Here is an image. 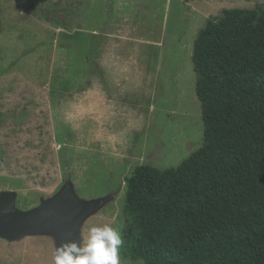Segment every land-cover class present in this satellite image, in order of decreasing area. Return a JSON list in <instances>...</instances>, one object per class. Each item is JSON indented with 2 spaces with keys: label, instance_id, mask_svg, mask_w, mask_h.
Here are the masks:
<instances>
[{
  "label": "rangeland",
  "instance_id": "obj_1",
  "mask_svg": "<svg viewBox=\"0 0 264 264\" xmlns=\"http://www.w3.org/2000/svg\"><path fill=\"white\" fill-rule=\"evenodd\" d=\"M233 8L264 0H0V195L27 211L68 183L101 203L78 241L106 224L122 239L132 168H176L202 144L193 42ZM54 249L0 239V264H53Z\"/></svg>",
  "mask_w": 264,
  "mask_h": 264
},
{
  "label": "trees",
  "instance_id": "obj_2",
  "mask_svg": "<svg viewBox=\"0 0 264 264\" xmlns=\"http://www.w3.org/2000/svg\"><path fill=\"white\" fill-rule=\"evenodd\" d=\"M191 63L201 146L124 178V261L264 264V9L206 21Z\"/></svg>",
  "mask_w": 264,
  "mask_h": 264
},
{
  "label": "water",
  "instance_id": "obj_3",
  "mask_svg": "<svg viewBox=\"0 0 264 264\" xmlns=\"http://www.w3.org/2000/svg\"><path fill=\"white\" fill-rule=\"evenodd\" d=\"M100 202L80 200L66 183L52 198L41 201L38 207L19 211L11 193L0 195V239L17 241L26 235H52L55 248L61 243L76 242L81 220L94 212Z\"/></svg>",
  "mask_w": 264,
  "mask_h": 264
},
{
  "label": "clouds",
  "instance_id": "obj_4",
  "mask_svg": "<svg viewBox=\"0 0 264 264\" xmlns=\"http://www.w3.org/2000/svg\"><path fill=\"white\" fill-rule=\"evenodd\" d=\"M119 231L111 225L92 226L82 242L61 243L54 249L53 264H121Z\"/></svg>",
  "mask_w": 264,
  "mask_h": 264
}]
</instances>
